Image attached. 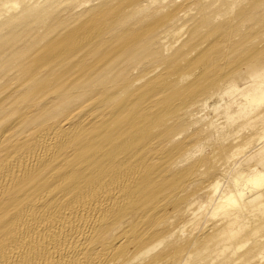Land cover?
<instances>
[{
  "label": "bare ground",
  "instance_id": "bare-ground-1",
  "mask_svg": "<svg viewBox=\"0 0 264 264\" xmlns=\"http://www.w3.org/2000/svg\"><path fill=\"white\" fill-rule=\"evenodd\" d=\"M92 2L0 0V264H138L151 251L175 264L191 247L201 264L215 240L231 253L216 264H260L264 199L253 228L239 226L241 192L213 199L210 221L194 206L211 203L203 183L239 137L264 138V0ZM208 107L230 124L198 116ZM245 182L261 189L264 171ZM184 220L199 233L183 237Z\"/></svg>",
  "mask_w": 264,
  "mask_h": 264
},
{
  "label": "rangeland",
  "instance_id": "rangeland-1",
  "mask_svg": "<svg viewBox=\"0 0 264 264\" xmlns=\"http://www.w3.org/2000/svg\"><path fill=\"white\" fill-rule=\"evenodd\" d=\"M97 0H93L92 3H96ZM252 71L247 70V71H244V72H240V75L237 76V81H238V84L243 87L247 84H250V82L252 81L251 77H250V74H251ZM249 74V75H248ZM229 99H231V97H225L223 102H226L228 101ZM221 102V103H223ZM209 109V110H207ZM211 107H208L206 108L205 110H203L201 112V114L204 112L205 115H200V112H198V116H203V117H206L207 119H210L211 118V115L214 117V116H217V118L215 119L216 120V124H221L222 127H225L227 125L230 124L231 121H228L227 123V120L225 119V116L224 115H218V113L216 114H213V113H210V110ZM212 112V111H211ZM220 112V110L218 111ZM222 113H224L222 110H221ZM203 113V114H204ZM207 114V115H206ZM221 114V113H220ZM209 115V116H208ZM218 120V121H217ZM225 120V121H224ZM226 128V127H225ZM232 131V130H231ZM256 131H247L246 133L243 134V139H241L242 137H239L240 139L238 141L241 140V142L238 143L237 141V144L241 145V150L245 147V150L243 149L242 151L240 150L238 156H235L234 159L231 158L229 160H224L222 162H220V165L217 168L213 169L214 171H212L210 173V175L206 178V181L205 183H203L204 185L207 184V183H213V184H216V189L217 191L215 190L214 193L212 192L211 194V199H209V201L211 200V203L208 204V200L205 199L207 198V196H204V195H197L195 197V206H194V209H198L197 210V214L200 216L201 218H207V220L210 221V219H208L209 217L211 218L212 216H208L209 214V211H210V207L212 206L213 204V209H214V203L217 201L216 199H218V196H223V195H227V194H230L232 192L233 193H240L242 194V197H241V201H242V205H243V210L244 212L241 214L242 218L240 220V222L242 223L241 225H238L239 226H242L243 227H247L249 226V224L251 226H249V228H253L256 221L258 220V217L262 211V207H258L257 206V201L261 200V199H264V187H262L261 189L259 188V190L257 191H254V193L251 191V186L248 185L245 180L250 177L252 174H253V171L257 170V171H264V138L261 139V140H256V138L258 139V135L255 133ZM251 134V136H250ZM254 135V136H253ZM233 137V135L231 134V136H229L228 139H231ZM251 138L252 141H250L249 143L246 142L245 140L247 138ZM255 138V139H253ZM217 137L216 138H213L211 141L209 140V138H207L205 141H203L201 143V147L198 149V151L196 152L195 156L197 157H201L202 155L204 154H207L209 152L212 151V148L217 144ZM243 140V141H242ZM254 141V142H253ZM214 145V146H213ZM208 146V147H207ZM248 146V147H247ZM243 147V148H242ZM225 162V163H224ZM224 163V164H222ZM220 169V170H219ZM253 170V171H252ZM247 175V176H246ZM209 179V180H208ZM241 179V181H240ZM238 182V183H237ZM218 187V188H217ZM214 194V195H213ZM215 196V197H214ZM216 198V199H215ZM215 199V200H213ZM201 202H200V201ZM206 200V201H205ZM199 201V203H197ZM214 201V202H213ZM205 202H208V203H205ZM213 202V203H212ZM199 205H197V204ZM201 203V204H200ZM202 208V209H201ZM205 209V210H204ZM207 209L209 211H207ZM252 209V210H250ZM204 211V212H203ZM208 213H207V212ZM211 211H210V214L211 215ZM220 213V212H219ZM205 214V215H204ZM244 214V215H243ZM208 216V217H207ZM199 217V218H200ZM214 218V217H213ZM188 220V219H186ZM186 220H184L182 222V225L185 227V233L183 237H187L191 234L195 235L197 233H199V229H195L194 230V225L192 227H190L191 223L190 222H186ZM212 220V218H211ZM243 221H244V224H243ZM248 222V223H247ZM190 223V224H188ZM247 223V224H246ZM187 225V227L185 226ZM253 225V226H252ZM187 228V229H186ZM191 228V230H190ZM193 228V229H192ZM194 230V231H192ZM198 230V231H197ZM190 231V232H189ZM195 232V233H194ZM264 232V230H263ZM263 232L262 230L258 233V236H260L259 239H262L264 241V236L262 237L263 235ZM260 233H262V235H260ZM189 234V235H187ZM248 240H247V239ZM183 239V238H182ZM244 240V241H243ZM251 240V241H250ZM242 244H245L247 243V245H244L243 248H241V250H237V255H241L243 252L247 251L250 247H251V243L253 241V239L249 238V237H242L240 238L239 240ZM247 241V242H246ZM218 240L215 242H212V244L214 243L215 245L213 246L211 243L208 245V248H207V252H206V256L208 257L204 262H201V264H216L214 261L217 260V263H218V259L222 258V257H225V256H229L231 257V253L226 251L224 254L221 253L222 252V246L220 245V243H223V241H220L218 244H217ZM249 242V243H248ZM233 246L232 247H235V246H238L236 245L237 243H232ZM250 244V245H249ZM212 246V247H211ZM219 246V249H217ZM221 246V247H220ZM215 248V252H213V249ZM262 249V248H261ZM258 249V256L257 258L259 259L260 264L264 261V252H263V249ZM165 252L167 251V248H165L164 250ZM194 247H191L190 250L188 249L187 250V253L184 254L180 259L179 261H177L175 264H197L195 262V259H194ZM206 249L204 250V253H205ZM217 251L221 254L218 253V255H215L217 254ZM221 251V252H220ZM260 251V252H259ZM152 252V251H151ZM151 252L149 254H147V257L145 259V261H140L138 264H165V262H162L160 261L161 263H156V262H152V259H151ZM210 252L212 254V256L210 255ZM240 252V253H239ZM209 253V254H208ZM214 253V254H213ZM189 254V255H188ZM263 254V255H262ZM188 255V256H187ZM211 257H210V256ZM213 255L217 256V257H213ZM221 255V256H220ZM225 255V256H223ZM186 258H185V257ZM188 257V258H187ZM260 257V258H259ZM263 257V259H262ZM168 258L169 256H167V261H168ZM212 258V259H211ZM217 258V259H216ZM142 259V258H140ZM210 259V260H209ZM166 258L163 260L165 261ZM214 262V263H213ZM237 262V261H236ZM135 263V262H134ZM238 263V262H237ZM264 263V262H263Z\"/></svg>",
  "mask_w": 264,
  "mask_h": 264
}]
</instances>
